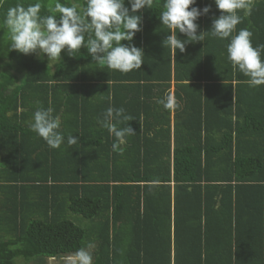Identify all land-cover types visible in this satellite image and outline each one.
<instances>
[{"label":"trees","instance_id":"obj_1","mask_svg":"<svg viewBox=\"0 0 264 264\" xmlns=\"http://www.w3.org/2000/svg\"><path fill=\"white\" fill-rule=\"evenodd\" d=\"M31 2L0 0V19ZM162 5L137 13L131 43L144 63L128 73L94 62L83 46L54 64L9 52L1 28L0 264H68L80 248L93 264H264V85L250 87L233 68L230 38L209 31L183 53L165 48ZM205 5L198 31L220 15L214 0H197ZM238 14L233 35L247 28L251 40L264 38V0ZM16 63L22 77L10 71ZM167 94L178 108L157 103ZM110 106L132 118L114 123L134 132L115 150L98 123ZM38 107H52L77 143L50 148L29 127Z\"/></svg>","mask_w":264,"mask_h":264},{"label":"clouds","instance_id":"obj_2","mask_svg":"<svg viewBox=\"0 0 264 264\" xmlns=\"http://www.w3.org/2000/svg\"><path fill=\"white\" fill-rule=\"evenodd\" d=\"M214 3L220 15L213 19L210 30L198 31L197 20L211 11V5L201 8L197 6V0H163L158 18L170 33L163 40L164 47L174 54L177 49L183 53L189 42L205 41L209 31L221 40L230 38L227 59L233 68L249 78L250 87L264 85V59L261 57L264 45L254 47L253 33L247 28H241L233 35L242 19L238 11H243L245 16L250 15L253 0H214ZM127 4L130 7L126 6L125 0H84V6L75 3L69 6L55 0L46 5L47 14H41L45 7L42 0H34L26 6L17 3L7 8L0 19V28L7 30L9 52L37 54L41 59L46 56L54 64L60 61L62 50L74 57L83 46L94 62L106 61L109 69L128 73L140 69L144 63L143 49L131 42L141 30L142 16L137 13L145 8L154 9V0H127ZM178 33L185 34L186 38H179ZM157 103L167 110L180 106L171 94L158 99ZM53 112L52 107H38L33 113L30 129L52 149L60 148L65 140L67 145H75L79 138L73 135L65 137L60 131V117ZM130 120L132 118L124 114L123 108L110 106L103 119L98 121L115 136L114 150L126 136L134 133L128 124L118 127L114 121ZM91 247L89 244L88 248ZM67 260L68 264H93V256L86 248L78 249Z\"/></svg>","mask_w":264,"mask_h":264},{"label":"rangeland","instance_id":"obj_3","mask_svg":"<svg viewBox=\"0 0 264 264\" xmlns=\"http://www.w3.org/2000/svg\"><path fill=\"white\" fill-rule=\"evenodd\" d=\"M0 31H1V28H0ZM1 36H0V49H1V46L3 45V42L1 41ZM1 54V53H0ZM8 69V59L6 61V70ZM23 65H19L18 63L15 64L14 68L12 70H10L13 74H15L16 76L18 77H22L23 74H20L19 72H23ZM19 263V261L17 262ZM48 264H57V262L55 260H49L48 261Z\"/></svg>","mask_w":264,"mask_h":264},{"label":"crops","instance_id":"obj_4","mask_svg":"<svg viewBox=\"0 0 264 264\" xmlns=\"http://www.w3.org/2000/svg\"><path fill=\"white\" fill-rule=\"evenodd\" d=\"M84 1V0H83ZM84 6V5H83ZM44 9L46 10V6L42 9V12H43V14H47L45 11H44ZM261 28L263 29V33H264V23H262L261 24ZM7 31V30H6ZM7 33V32H6ZM5 33V35L3 36L4 37V39H8V33L6 34ZM254 40H252V41H254V42H256V41H260L261 40V42L262 43H264V38H262V39H255V38H253ZM258 43V42H257Z\"/></svg>","mask_w":264,"mask_h":264}]
</instances>
